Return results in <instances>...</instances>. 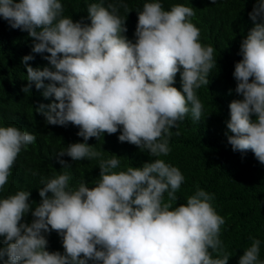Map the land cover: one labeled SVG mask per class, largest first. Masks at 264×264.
Listing matches in <instances>:
<instances>
[{"label": "clouds", "instance_id": "1", "mask_svg": "<svg viewBox=\"0 0 264 264\" xmlns=\"http://www.w3.org/2000/svg\"><path fill=\"white\" fill-rule=\"evenodd\" d=\"M145 1L128 37L124 0L89 4L90 24L65 16L60 0H0V17L27 32L32 53L49 54L42 68L28 64L33 55L22 58V91L42 90L47 101L29 108L60 128L52 142L59 150L40 178V202H30L25 190L0 199L3 264H228L231 253L220 239L225 219L213 193L197 185L173 207L185 182L178 167L157 158L117 169L125 142L167 156L171 130L189 112L201 120L197 90L209 84L217 58L215 45L200 39L197 13L229 0ZM249 17L254 26L240 42L233 72L242 98L230 102L224 134L233 152L251 151L264 165V0ZM177 73L182 90L173 86ZM22 120L0 103V195L15 172L34 170L42 157V150L21 154L36 141ZM81 160L100 171L93 187L70 182L68 167ZM28 213L33 219L22 222ZM52 231L63 253L47 250ZM249 239L238 264H264L261 240Z\"/></svg>", "mask_w": 264, "mask_h": 264}, {"label": "trees", "instance_id": "2", "mask_svg": "<svg viewBox=\"0 0 264 264\" xmlns=\"http://www.w3.org/2000/svg\"><path fill=\"white\" fill-rule=\"evenodd\" d=\"M60 2L64 7L65 16L72 17L74 22L90 24L87 7L100 0ZM114 2L116 0H104L105 6ZM124 3L130 9L128 15L124 13L123 8L120 9L122 16L127 15L128 31L125 35L133 37L138 22L137 11L142 10L146 1L124 0ZM255 3L256 0H229L197 13L196 21L203 33V39H200L215 45L214 56L217 58V67L211 70L209 84L197 90L198 98L204 105L201 120L194 121L189 112L184 121L179 122V128L171 130V151L167 156L151 157L147 151L142 152L135 145L125 142L119 158L121 165L117 169L119 171L126 170L128 166L140 167L145 162L157 158L178 167L185 177V182L176 193L178 199L173 207L186 203V198L195 192L197 185L213 193V207L225 219V224L221 226L220 239L231 253L228 264H238L240 256L251 244L250 236L261 240L259 258L264 260V165L257 161L251 151L243 156L239 152H233L224 134L227 130L225 121L230 118L229 104L234 99L242 98L234 91L236 81L233 72L235 63L242 59L238 54L240 42L254 26L249 13ZM32 44L33 39L27 32L12 29L8 22L0 17V103L5 105V109L16 112L23 119L22 123L36 135L35 143L29 145L26 150L23 149L21 154L35 155L42 150L37 167L27 173L15 172L13 176L18 178L10 180L4 186L0 199L25 190L31 191L30 202L38 204L41 199L38 189L42 187L40 178L44 176L47 160L53 159L59 150L52 142L53 136L60 128L46 124L44 116L42 118L35 109L29 108V105H33L32 101H47L42 95V90H36L33 85L28 93L22 91L27 84L26 68L21 62L24 56H34V59L28 62L33 68L48 66V61L43 57L49 54L32 53ZM173 86L182 90L179 73ZM177 131L179 135H176ZM71 163H76L68 167L73 186L83 179L89 187H93L100 171L85 160ZM33 172L37 174L33 175ZM32 219L31 213H28L22 222L30 223ZM46 235L49 241L47 250L63 253L62 238L55 231ZM0 247H3L2 243ZM0 264H3V261H0Z\"/></svg>", "mask_w": 264, "mask_h": 264}]
</instances>
